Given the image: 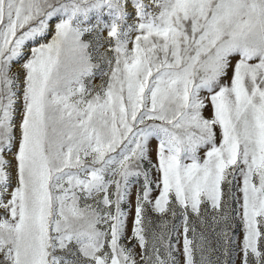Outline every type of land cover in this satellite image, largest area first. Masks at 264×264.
<instances>
[{
    "label": "snow or ice",
    "instance_id": "obj_1",
    "mask_svg": "<svg viewBox=\"0 0 264 264\" xmlns=\"http://www.w3.org/2000/svg\"><path fill=\"white\" fill-rule=\"evenodd\" d=\"M0 264H264V0H0Z\"/></svg>",
    "mask_w": 264,
    "mask_h": 264
}]
</instances>
